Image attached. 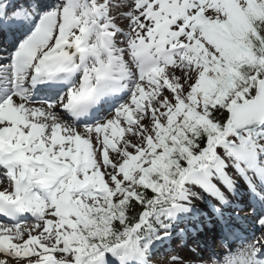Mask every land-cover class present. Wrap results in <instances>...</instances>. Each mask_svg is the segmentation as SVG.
<instances>
[{"label": "snow or ice", "instance_id": "obj_1", "mask_svg": "<svg viewBox=\"0 0 264 264\" xmlns=\"http://www.w3.org/2000/svg\"><path fill=\"white\" fill-rule=\"evenodd\" d=\"M0 169V264H264V0H0Z\"/></svg>", "mask_w": 264, "mask_h": 264}, {"label": "rangeland", "instance_id": "obj_2", "mask_svg": "<svg viewBox=\"0 0 264 264\" xmlns=\"http://www.w3.org/2000/svg\"><path fill=\"white\" fill-rule=\"evenodd\" d=\"M229 170H231V169H229ZM236 174V173H235ZM238 181H239V183L240 184H242L246 189H247V186H246V184H245V182H244V180H242L239 176H238ZM238 189H241L242 190V187H237ZM249 192H248V189H247V191L246 192H241V193H239V194H241V196L243 195V199H244V201L246 202V200H247V194H248ZM237 196V195H236ZM204 210V209H203ZM200 243H201V241H199ZM180 243V242H179ZM178 243V244H179ZM190 244H191V242H189ZM177 244V245H178ZM234 245V244H233ZM218 246H221V247H223V249H224V251L223 252H227V250H228V248H227V245H221V244H218ZM201 247V246H200ZM233 248V247H232ZM205 251V250H204ZM215 253H217V252H215ZM173 255V252L171 251V252H169V253H167L165 256H163V257H160L162 260L163 259H168V258H170L171 256ZM217 255H219V253H217Z\"/></svg>", "mask_w": 264, "mask_h": 264}, {"label": "bare ground", "instance_id": "obj_3", "mask_svg": "<svg viewBox=\"0 0 264 264\" xmlns=\"http://www.w3.org/2000/svg\"><path fill=\"white\" fill-rule=\"evenodd\" d=\"M221 186V188L223 189V186L222 185H220ZM224 190V189H223ZM240 192H242V190L240 191V190H238V193H240ZM235 202V201H234ZM238 202L240 203V204H243V197L242 196H238ZM202 206H204V208H206L207 210H208V212H211V209H209L206 205H203V204H201ZM209 215H211V213H209ZM240 215H241V217H243L244 215H245V212H243V213H240ZM214 231H215V229H214ZM215 233H216V231H215ZM244 242V241H243ZM204 243V245L206 246V247H210V245H207L205 242H203ZM243 243H241L240 245H238L236 248H234V250H236V249H239V247L242 245ZM216 249H218V250H220V249H222V247H217ZM186 251V250H185ZM208 252V251H207ZM214 252V251H213ZM203 254H204V256H208V254L205 252V251H203Z\"/></svg>", "mask_w": 264, "mask_h": 264}]
</instances>
